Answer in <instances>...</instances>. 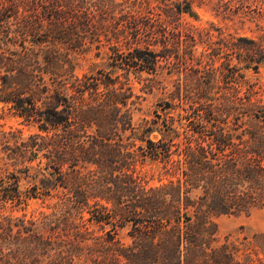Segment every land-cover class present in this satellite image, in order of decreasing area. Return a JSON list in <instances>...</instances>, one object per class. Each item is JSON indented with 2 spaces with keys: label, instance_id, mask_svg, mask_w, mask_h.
Listing matches in <instances>:
<instances>
[{
  "label": "trees",
  "instance_id": "obj_1",
  "mask_svg": "<svg viewBox=\"0 0 264 264\" xmlns=\"http://www.w3.org/2000/svg\"><path fill=\"white\" fill-rule=\"evenodd\" d=\"M20 1L26 12L42 9L41 0ZM18 7L15 0L0 3V23ZM31 25L24 21V28ZM86 40L65 28L0 31V104L27 125L37 124L39 132L14 143V133L0 127L6 163L30 180L33 192L20 190L19 175L9 181L0 177V213L7 203L26 204L39 189L46 196L57 191L58 199L54 213L43 216L49 224L38 222L41 230L31 229L37 223L29 222L14 231L23 222L0 216V264H21V250L33 258L51 237L59 255L111 254L108 264H197L200 258L208 264V257L220 252L231 258L225 247L208 244L217 234L218 216L264 203V126L244 131L251 142L245 148L232 145L231 134L218 128L200 130L197 138L189 133L174 152L166 121L161 127L168 129L157 142L150 135L158 131V120L134 125L127 108L134 97L131 86L92 76L71 81L77 57L89 51L83 48ZM147 51L124 59L125 78L136 66L155 64L156 55ZM203 133L209 136L207 145ZM36 160L40 170L28 165ZM147 162L158 165L156 186L136 174ZM199 189L202 195L196 198ZM128 228L131 246L114 245ZM44 232L50 235L45 238ZM90 257L96 264L99 255Z\"/></svg>",
  "mask_w": 264,
  "mask_h": 264
},
{
  "label": "rangeland",
  "instance_id": "obj_2",
  "mask_svg": "<svg viewBox=\"0 0 264 264\" xmlns=\"http://www.w3.org/2000/svg\"><path fill=\"white\" fill-rule=\"evenodd\" d=\"M67 1L41 0L42 9L26 12L25 5L15 0L19 5L17 13L1 20L0 31L65 28L85 35L83 48L89 51L77 57L71 81L92 76L131 86L134 97L127 108L134 125L158 120V131L150 135L157 142L165 134L163 130L168 129L161 127V122L166 121V126H171L167 139L172 140L174 152L181 149L189 133L197 138L200 130L209 133L218 128L231 134L232 145L245 148L251 142L247 143L249 137L243 135L244 131L254 133L264 126V0ZM8 2L0 0L2 5L8 6ZM24 21L34 25L24 28ZM145 50L156 55L155 64L142 69L136 66L125 78L128 72L124 59ZM6 108L0 104V127L3 132L14 133V143L39 133L37 124L27 125ZM190 121L194 123L189 128ZM125 134L130 135L128 131ZM203 136L205 145L210 143L209 136ZM37 162L28 165L40 170ZM13 171L0 146L1 179L6 177L5 181H9L12 174L19 175L20 190L33 194L30 180ZM158 171L157 163L147 162L137 166L136 174L145 177L148 186H156ZM37 193L26 204L10 202L1 210V217L11 216L23 222L14 231L29 227V222L37 223L31 226L34 230L44 228L40 221L49 224L43 216L54 213L57 191H51V196L44 195L42 189ZM194 195L197 198L202 191L199 189ZM214 222L217 234L208 246L225 247L232 257L220 252L216 258L214 255L211 259L210 255L208 264H264V203L240 213L220 215ZM128 231L129 228L120 231L113 244L131 246ZM49 235L44 232L45 238ZM38 248L33 258L29 251L21 250V264H94L90 256L98 255L96 264H108L111 259V254L101 257L98 252L90 255L88 250H78L72 259L65 253L59 255L53 237ZM104 259L107 260L100 261ZM196 263L205 261L200 258Z\"/></svg>",
  "mask_w": 264,
  "mask_h": 264
}]
</instances>
